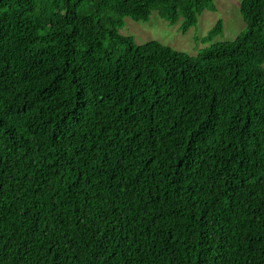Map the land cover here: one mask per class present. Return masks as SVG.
Segmentation results:
<instances>
[{"label": "trees", "instance_id": "16d2710c", "mask_svg": "<svg viewBox=\"0 0 264 264\" xmlns=\"http://www.w3.org/2000/svg\"><path fill=\"white\" fill-rule=\"evenodd\" d=\"M205 9L0 0V264H264V0L196 55L119 31Z\"/></svg>", "mask_w": 264, "mask_h": 264}, {"label": "rangeland", "instance_id": "374dc122", "mask_svg": "<svg viewBox=\"0 0 264 264\" xmlns=\"http://www.w3.org/2000/svg\"><path fill=\"white\" fill-rule=\"evenodd\" d=\"M213 1L216 9H205L198 17L197 23L186 32L181 29V21L170 24L155 11L147 21H134L126 17L125 25L119 31L123 35L132 36L135 43L139 45L157 40L174 49L196 55L199 50L210 44V42L203 43L201 38L217 20L221 19L223 22V33L214 37L212 42L234 40L245 27L239 11L241 0ZM158 243L161 244L159 240Z\"/></svg>", "mask_w": 264, "mask_h": 264}]
</instances>
